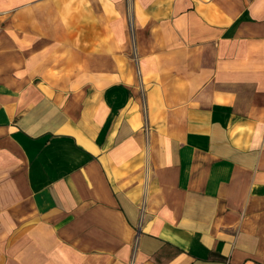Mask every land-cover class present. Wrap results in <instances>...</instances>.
I'll list each match as a JSON object with an SVG mask.
<instances>
[{
    "label": "crops",
    "instance_id": "crops-1",
    "mask_svg": "<svg viewBox=\"0 0 264 264\" xmlns=\"http://www.w3.org/2000/svg\"><path fill=\"white\" fill-rule=\"evenodd\" d=\"M27 2L0 10L10 257L264 264V0H133L132 32L120 0L72 32Z\"/></svg>",
    "mask_w": 264,
    "mask_h": 264
},
{
    "label": "rangeland",
    "instance_id": "rangeland-1",
    "mask_svg": "<svg viewBox=\"0 0 264 264\" xmlns=\"http://www.w3.org/2000/svg\"><path fill=\"white\" fill-rule=\"evenodd\" d=\"M29 0H0V10H19L21 9ZM54 0H47L48 3L53 2ZM59 0H55V2H58ZM92 0H61L60 9L62 10V19L64 22V27L68 32H72L73 28L77 30L79 22L82 26L84 24V21H87V18H85V14L88 13L87 8L91 6ZM113 2H116V0H111ZM124 3L126 7V15L128 18V29L129 31H133L134 27L132 26V1L133 0H120ZM98 15V13H97ZM98 22V19L96 20ZM9 22V19L5 18L2 19V23L7 26ZM131 58H134V52L132 51L130 54ZM6 223V218H4ZM2 227L6 228V224H2ZM7 234V231H1L0 230V264H21L22 261H19L18 259H14L13 255L9 254V239L4 237V235Z\"/></svg>",
    "mask_w": 264,
    "mask_h": 264
}]
</instances>
